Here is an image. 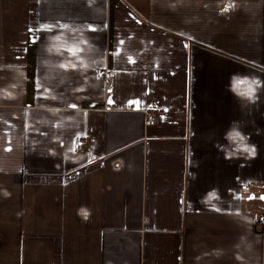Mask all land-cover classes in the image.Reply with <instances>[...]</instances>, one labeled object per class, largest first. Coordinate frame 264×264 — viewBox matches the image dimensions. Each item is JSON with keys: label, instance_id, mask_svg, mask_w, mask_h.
<instances>
[{"label": "crops", "instance_id": "1", "mask_svg": "<svg viewBox=\"0 0 264 264\" xmlns=\"http://www.w3.org/2000/svg\"><path fill=\"white\" fill-rule=\"evenodd\" d=\"M261 217L264 0H0V264H264Z\"/></svg>", "mask_w": 264, "mask_h": 264}, {"label": "built area", "instance_id": "2", "mask_svg": "<svg viewBox=\"0 0 264 264\" xmlns=\"http://www.w3.org/2000/svg\"><path fill=\"white\" fill-rule=\"evenodd\" d=\"M225 9H227V11L229 10V6L225 5V7L222 9L223 11H226ZM97 74L99 76L104 77L108 82H111L115 76V70L113 68H98L96 70ZM162 108L156 105H151L148 108V112H152V111H157V112H162ZM155 118L150 116L147 119V124H154ZM74 144H75V148L79 151H90L91 147L88 144V136L86 134H78L77 136H75L74 138ZM247 185H243L242 188L247 189ZM259 223L263 224L264 223V217H261L259 219Z\"/></svg>", "mask_w": 264, "mask_h": 264}, {"label": "snow or ice", "instance_id": "3", "mask_svg": "<svg viewBox=\"0 0 264 264\" xmlns=\"http://www.w3.org/2000/svg\"><path fill=\"white\" fill-rule=\"evenodd\" d=\"M226 11H227V9H225ZM56 27L57 28H59V25H56ZM44 31V30H51V29H49L48 28V26L47 25H45L44 26V28L43 29H41V28H37V29H30V31ZM94 30V29H93ZM120 43H123V41H121ZM115 55V54H114ZM129 62H133L132 60H131V58H129ZM63 67V66H62ZM109 103L111 104V103H113V101L111 100V99H109ZM133 104H139V101H130L129 102V106H132ZM71 107H73V108H75L76 107V105H71Z\"/></svg>", "mask_w": 264, "mask_h": 264}]
</instances>
